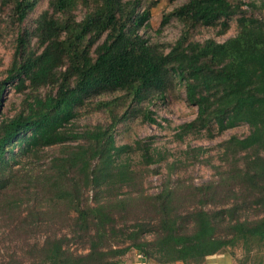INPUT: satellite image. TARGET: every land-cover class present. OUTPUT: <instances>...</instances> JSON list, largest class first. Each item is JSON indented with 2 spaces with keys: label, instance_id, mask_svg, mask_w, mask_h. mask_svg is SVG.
<instances>
[{
  "label": "trees",
  "instance_id": "obj_1",
  "mask_svg": "<svg viewBox=\"0 0 264 264\" xmlns=\"http://www.w3.org/2000/svg\"><path fill=\"white\" fill-rule=\"evenodd\" d=\"M37 3L0 0V20L9 7L16 28L0 79V264H123L132 249L202 264L234 247L242 263L264 264V0H186L162 15L160 28L173 17L181 24L167 50L141 33L157 1L49 0L25 27ZM234 16V36L196 37L201 27L224 33ZM176 85L196 115L174 129L175 141L247 132L188 144L172 160L151 137L116 143L122 122L161 126L150 106ZM9 87L21 99L3 116ZM83 111L104 120L80 126ZM162 163L165 179L148 193ZM195 164L211 177L174 178Z\"/></svg>",
  "mask_w": 264,
  "mask_h": 264
},
{
  "label": "rangeland",
  "instance_id": "obj_2",
  "mask_svg": "<svg viewBox=\"0 0 264 264\" xmlns=\"http://www.w3.org/2000/svg\"><path fill=\"white\" fill-rule=\"evenodd\" d=\"M49 0H38L35 8L30 12L27 19L23 22V25L28 28L34 26L35 19L40 15L42 11L48 8ZM152 0H143L146 4ZM157 1L155 6L151 8L150 27L141 33L146 36L151 42L160 43L165 46V50L168 49V45L173 43L179 36L181 30L180 22L175 18H171L168 23L160 28V22L163 13L172 10L183 4L186 0H153ZM249 1V0H245ZM79 17L82 13L78 12ZM0 20V79L4 77L5 70L9 66L14 52V38L16 28L10 24V11L9 7H4L1 12ZM160 28V30H159ZM219 26L216 27H201L196 33V37L199 39L213 38L216 41L222 42L227 38L234 36L237 32L236 16L232 17L228 22V27L224 33H218ZM110 94L104 95L100 98L110 97ZM21 99V94L9 87L5 92L4 104L2 107L3 116H11L16 106H18ZM99 99V98H97ZM87 107H85L86 109ZM88 109V108H87ZM156 114L157 120L161 126L152 125L147 122H143L140 117L130 119L126 122L118 124L115 130V139L117 144L131 143L137 138L151 137L153 139V145L161 148H166L171 151L174 156H171L169 160H172L175 156H181V152L186 146L189 145H205L214 146L221 140L229 137L232 134H240L247 132V125H240L220 133L212 138L192 139L188 138L184 142H178L173 139L174 129L185 121L193 119L196 115V107L188 104L184 99L183 89L176 85L172 86L164 94L163 98L156 100L155 104L150 106ZM104 116L102 113H88L86 111L81 112L77 122L80 126L87 124H97L103 122ZM167 168L165 163L161 164L160 173L150 175L145 183V187L148 193H154L158 191L162 185ZM180 176L188 177L192 175V182L199 184L202 181L209 179L212 175V169L205 164L191 165L185 170L179 171L174 174V178ZM44 235L36 234L32 239L41 241ZM150 237V236H148ZM17 244L13 248H19ZM5 247L0 243V257L4 254ZM12 250V248H11Z\"/></svg>",
  "mask_w": 264,
  "mask_h": 264
},
{
  "label": "crops",
  "instance_id": "obj_3",
  "mask_svg": "<svg viewBox=\"0 0 264 264\" xmlns=\"http://www.w3.org/2000/svg\"><path fill=\"white\" fill-rule=\"evenodd\" d=\"M243 251L241 247L227 248L211 255H207L202 264H254L251 262L242 263ZM123 264H163L154 260L147 259L137 250L132 249L127 252L123 259ZM171 264H185L183 261H175Z\"/></svg>",
  "mask_w": 264,
  "mask_h": 264
}]
</instances>
